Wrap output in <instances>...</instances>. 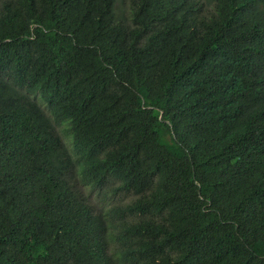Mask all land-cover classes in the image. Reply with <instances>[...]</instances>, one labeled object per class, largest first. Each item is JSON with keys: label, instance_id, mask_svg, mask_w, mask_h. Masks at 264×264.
<instances>
[{"label": "trees", "instance_id": "1", "mask_svg": "<svg viewBox=\"0 0 264 264\" xmlns=\"http://www.w3.org/2000/svg\"><path fill=\"white\" fill-rule=\"evenodd\" d=\"M0 0V264H264V0Z\"/></svg>", "mask_w": 264, "mask_h": 264}, {"label": "rangeland", "instance_id": "2", "mask_svg": "<svg viewBox=\"0 0 264 264\" xmlns=\"http://www.w3.org/2000/svg\"><path fill=\"white\" fill-rule=\"evenodd\" d=\"M129 0H118V9L117 12L121 15H128L129 14Z\"/></svg>", "mask_w": 264, "mask_h": 264}]
</instances>
